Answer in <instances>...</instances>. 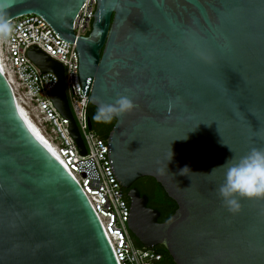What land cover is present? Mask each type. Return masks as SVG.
Wrapping results in <instances>:
<instances>
[{
  "label": "water",
  "instance_id": "95a60500",
  "mask_svg": "<svg viewBox=\"0 0 264 264\" xmlns=\"http://www.w3.org/2000/svg\"><path fill=\"white\" fill-rule=\"evenodd\" d=\"M84 1L13 0L7 11L10 20L39 15L76 43L90 105L134 101L107 138L131 234L144 248L163 245L175 264H264V198L240 199L233 213L217 193L227 168L218 166L264 148V0H97L91 31L76 37ZM28 56L58 76L50 97L85 154L63 66L37 48ZM142 177L177 204L164 222L131 187ZM0 264H118L84 192L35 137L1 71Z\"/></svg>",
  "mask_w": 264,
  "mask_h": 264
},
{
  "label": "built area",
  "instance_id": "2783aa9c",
  "mask_svg": "<svg viewBox=\"0 0 264 264\" xmlns=\"http://www.w3.org/2000/svg\"><path fill=\"white\" fill-rule=\"evenodd\" d=\"M97 0H85L73 22L75 36L91 31ZM13 34L0 39V71L16 103L46 135L56 155L87 197L111 245L118 264H157L161 256L135 244L128 228L129 199L114 177L108 160L107 140L89 128L90 84L82 93L76 43L62 40L39 15L25 14L11 20ZM37 48L64 69L65 95L85 146L82 154L70 131V121L55 107L50 93L58 76L43 72L28 56Z\"/></svg>",
  "mask_w": 264,
  "mask_h": 264
},
{
  "label": "clouds",
  "instance_id": "9594fccd",
  "mask_svg": "<svg viewBox=\"0 0 264 264\" xmlns=\"http://www.w3.org/2000/svg\"><path fill=\"white\" fill-rule=\"evenodd\" d=\"M12 3L13 0H0V39L6 40L13 34L14 26L7 11ZM197 54L201 59L210 62V55L204 52ZM88 102L87 99L84 100L85 104ZM134 108V101L127 95L120 94L112 103H99L93 120L97 123L109 124L115 118L133 111ZM224 166H227L226 172L217 193L230 212L239 211L240 199L264 198V148L252 147L247 154L239 158L233 155L218 167Z\"/></svg>",
  "mask_w": 264,
  "mask_h": 264
},
{
  "label": "trees",
  "instance_id": "16d2710c",
  "mask_svg": "<svg viewBox=\"0 0 264 264\" xmlns=\"http://www.w3.org/2000/svg\"><path fill=\"white\" fill-rule=\"evenodd\" d=\"M96 107L89 105L88 107V118L91 124V129L102 139L107 140L110 131L112 130L116 119H114L109 124L97 123L93 120V115L95 114ZM142 180H147L149 183L147 186H142L140 182ZM131 187H136L141 195H146L148 197L147 205L151 208L156 209L160 215L158 218L159 222H164L170 218L177 209V204L172 200L165 192L163 187L152 177H142L137 179ZM127 194V190H124ZM135 244L139 247L142 245L135 239L132 235ZM152 251L159 254L161 259L157 264H175L172 257L170 256L168 250L163 245H156L151 248Z\"/></svg>",
  "mask_w": 264,
  "mask_h": 264
},
{
  "label": "bare ground",
  "instance_id": "6f19581e",
  "mask_svg": "<svg viewBox=\"0 0 264 264\" xmlns=\"http://www.w3.org/2000/svg\"><path fill=\"white\" fill-rule=\"evenodd\" d=\"M16 105H17V109L19 113L24 118V120L28 123L35 137L53 154V156H55L60 161V159L56 155L55 150L52 147V144L49 142L46 135L43 134V132L39 129V127L31 120V118L27 115L25 110L22 107H20L17 103Z\"/></svg>",
  "mask_w": 264,
  "mask_h": 264
},
{
  "label": "flooded vegetation",
  "instance_id": "af4514ba",
  "mask_svg": "<svg viewBox=\"0 0 264 264\" xmlns=\"http://www.w3.org/2000/svg\"><path fill=\"white\" fill-rule=\"evenodd\" d=\"M148 181L147 180H142L141 182H140V184L142 185V186H147L148 185Z\"/></svg>",
  "mask_w": 264,
  "mask_h": 264
}]
</instances>
